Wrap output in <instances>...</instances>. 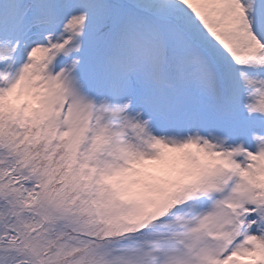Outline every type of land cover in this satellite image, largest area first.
<instances>
[{
  "label": "snow or ice",
  "instance_id": "snow-or-ice-1",
  "mask_svg": "<svg viewBox=\"0 0 264 264\" xmlns=\"http://www.w3.org/2000/svg\"><path fill=\"white\" fill-rule=\"evenodd\" d=\"M0 264H264V0H0Z\"/></svg>",
  "mask_w": 264,
  "mask_h": 264
}]
</instances>
